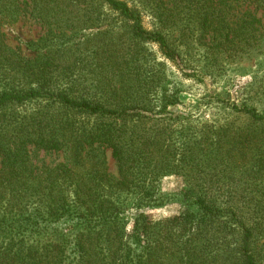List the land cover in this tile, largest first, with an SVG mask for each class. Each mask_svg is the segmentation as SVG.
Listing matches in <instances>:
<instances>
[{
    "label": "trees",
    "instance_id": "1",
    "mask_svg": "<svg viewBox=\"0 0 264 264\" xmlns=\"http://www.w3.org/2000/svg\"><path fill=\"white\" fill-rule=\"evenodd\" d=\"M24 12L44 29L28 55L2 29ZM111 19L119 29L100 28ZM262 30L264 0H0V264H264V112L232 104L244 122L177 143L178 91L141 69L149 43L228 60L258 51ZM37 150L65 159L37 170ZM168 174L194 212L125 215Z\"/></svg>",
    "mask_w": 264,
    "mask_h": 264
},
{
    "label": "rangeland",
    "instance_id": "2",
    "mask_svg": "<svg viewBox=\"0 0 264 264\" xmlns=\"http://www.w3.org/2000/svg\"><path fill=\"white\" fill-rule=\"evenodd\" d=\"M111 22L113 24L110 27L107 20L100 28L112 31L120 28L118 20L111 19ZM143 22L145 27H152L147 15ZM2 29L6 42L13 47L18 46L19 51L27 55L32 54L31 50L34 48L27 47V41L35 40L44 33V29L28 16V12H24L15 22L6 24ZM175 45L180 55L175 60H169L161 56L157 45L146 44L141 69L162 73L163 85L168 91L172 88L178 91L180 102L169 108V112L178 117L168 119L179 136L177 143L181 130L184 131L181 135L184 138L198 133L205 123L220 125L229 121H235L236 124L244 122V117L232 111V104L239 106L245 103L256 108L258 112H264V40L258 51L228 60L206 53L198 44L185 47L177 41ZM30 108L31 105L18 107L16 112L24 113ZM101 150L108 170L116 174L117 164L110 149ZM63 159L65 153L62 151L37 150L32 155V163L37 170ZM155 186L151 200L138 208L125 209V215L130 217L135 213H145L149 219L157 221L178 215L184 210L195 211L194 198L185 192L186 185L180 175L168 174L160 177ZM57 235L60 241H66L70 240L72 234L67 228H59Z\"/></svg>",
    "mask_w": 264,
    "mask_h": 264
}]
</instances>
